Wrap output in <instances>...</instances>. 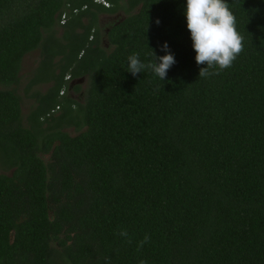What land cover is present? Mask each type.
Segmentation results:
<instances>
[{
    "label": "trees",
    "instance_id": "1",
    "mask_svg": "<svg viewBox=\"0 0 264 264\" xmlns=\"http://www.w3.org/2000/svg\"><path fill=\"white\" fill-rule=\"evenodd\" d=\"M102 1L0 0V264H264V0H227L244 50L206 77L187 0Z\"/></svg>",
    "mask_w": 264,
    "mask_h": 264
},
{
    "label": "clouds",
    "instance_id": "2",
    "mask_svg": "<svg viewBox=\"0 0 264 264\" xmlns=\"http://www.w3.org/2000/svg\"><path fill=\"white\" fill-rule=\"evenodd\" d=\"M186 18L196 52V63L197 65L207 64V67L200 69L199 76L218 75V72H209V69L217 66L221 70L231 67L244 50V36L237 29L236 17L227 0H187ZM156 23H160L159 19ZM162 50L168 54L157 57L153 51L155 62L148 64L140 61L139 54L130 55L128 71L135 76L147 68L163 80L176 60L167 43L163 45ZM118 235L127 237L128 232L122 229ZM149 240L150 236L145 235L139 242L138 250ZM106 261L110 264V258H106ZM139 264H148V262L140 260Z\"/></svg>",
    "mask_w": 264,
    "mask_h": 264
},
{
    "label": "rangeland",
    "instance_id": "3",
    "mask_svg": "<svg viewBox=\"0 0 264 264\" xmlns=\"http://www.w3.org/2000/svg\"><path fill=\"white\" fill-rule=\"evenodd\" d=\"M102 22L104 24V22H106L105 19ZM38 59H39V52H38V50H35V51H32V52L26 54L24 56L23 63H22V70H21L22 79H21L20 84H19L18 93L21 96V104H22L21 107H22V113H23L24 117L27 115V113L29 112V110L33 106L34 99H33L32 95H30L31 91L29 93L25 94L23 89H24V86L27 82L26 80L30 77L31 72L33 71V69L35 68V66L37 64ZM48 85L49 84L40 83V85L33 87L32 90L37 89L40 91H44ZM81 85H82V87L84 86V80H82ZM23 121L26 122V118H24ZM70 132H71V130H70ZM0 172L7 173V171H5L2 168H0Z\"/></svg>",
    "mask_w": 264,
    "mask_h": 264
},
{
    "label": "built area",
    "instance_id": "4",
    "mask_svg": "<svg viewBox=\"0 0 264 264\" xmlns=\"http://www.w3.org/2000/svg\"><path fill=\"white\" fill-rule=\"evenodd\" d=\"M97 1H101V2H103L104 4H106L104 1H102V0H97ZM66 20V15H65V13H63L62 15H61V20H60V22L61 23H63L64 21ZM69 78V75H67L66 76V79H68ZM62 92V91H61Z\"/></svg>",
    "mask_w": 264,
    "mask_h": 264
},
{
    "label": "flooded vegetation",
    "instance_id": "5",
    "mask_svg": "<svg viewBox=\"0 0 264 264\" xmlns=\"http://www.w3.org/2000/svg\"><path fill=\"white\" fill-rule=\"evenodd\" d=\"M105 18H107V20H109V19H114L115 16H109V15H106V14H102V15H100V20H101V22H102Z\"/></svg>",
    "mask_w": 264,
    "mask_h": 264
}]
</instances>
